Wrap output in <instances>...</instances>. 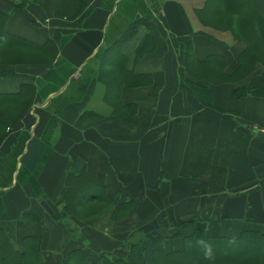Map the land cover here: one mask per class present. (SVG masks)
Wrapping results in <instances>:
<instances>
[{
    "label": "crops",
    "instance_id": "obj_1",
    "mask_svg": "<svg viewBox=\"0 0 264 264\" xmlns=\"http://www.w3.org/2000/svg\"><path fill=\"white\" fill-rule=\"evenodd\" d=\"M84 1L89 13L69 19L55 16L57 0L21 8L0 0L9 32L38 45L58 39L51 65H0L11 71L0 75V94L35 91L0 144V229L19 244L47 235L48 264L81 243L105 256L97 264H113L137 229L163 239L167 253L196 230L264 233V137L255 132L264 131V45L250 42L246 54L249 41L237 40L208 0ZM255 2L264 18V0ZM138 19L119 48L123 65L104 67L113 73L101 78L107 49ZM109 79L139 82L120 87L111 105ZM69 174H87L92 188L131 204L111 232L83 222L95 202L72 216L80 244L71 242L60 197Z\"/></svg>",
    "mask_w": 264,
    "mask_h": 264
},
{
    "label": "trees",
    "instance_id": "obj_2",
    "mask_svg": "<svg viewBox=\"0 0 264 264\" xmlns=\"http://www.w3.org/2000/svg\"><path fill=\"white\" fill-rule=\"evenodd\" d=\"M16 8L23 6L24 0H12ZM39 4L42 0H31ZM255 0H208L205 7L212 6L213 12L226 14L227 19H222L232 34L239 40L240 38L249 41V52L251 53L250 42H254L257 51L262 52L264 45V18L256 6ZM258 10V11H257ZM89 13V8L84 0H57L54 11L55 16H67L75 19L78 16L85 17ZM9 14L0 8V65L10 64H48L51 65L53 57L57 53L58 39L53 38L46 44H35L19 35H15L7 30ZM217 18V22H223ZM143 20H135L130 24L127 31L117 39L106 51L100 67V77L107 78L113 73L112 70L103 71L104 67L110 65L122 66L119 60L123 59L119 48L129 37L133 36L137 27ZM37 24V23H36ZM247 48V49H248ZM256 58V57H255ZM261 58V56H260ZM249 68L243 66L237 69V75L246 74ZM236 72L234 75H236ZM11 73L0 67V75ZM239 74V75H240ZM139 81L126 79L112 83L106 80L105 101L112 105V96L118 94L119 88L124 85H134ZM198 83H188L190 91L200 89ZM35 94L32 86H23L20 92L0 94V144L3 142L8 129L20 119L22 114L31 105ZM114 109H116L114 107ZM93 181L87 174H69L65 187L61 193L64 201L62 208V218L65 228L69 232L71 242L80 240L78 226L72 221V216H85V210L89 204L98 202L99 209L95 210L90 217L82 218L88 225L98 226L100 230L111 232V223L128 213L131 208L130 203L117 205L113 200L107 198L102 190L92 188ZM103 215V216H102ZM102 216V217H101ZM106 220L104 221V219ZM109 218V220H108ZM99 222V223H98ZM105 222V223H104ZM181 228L186 223L181 224ZM182 230V229H181ZM181 234V232L179 233ZM47 236V235H46ZM46 236L38 237L29 235L23 238L21 244L17 243L10 234L0 229V264H48L44 258L52 246ZM138 236V237H137ZM48 237V236H47ZM203 238L211 243L215 257L213 260L205 259L202 250L197 246V241ZM184 247L181 250L166 252L163 239H155L144 229L133 231L127 238L124 247L127 249L126 256H115L112 258L113 264H264V233L255 230H243L238 236H209L205 231L196 230L192 234L184 236ZM234 242L229 244V240ZM67 245L64 244V249ZM63 249V250H64ZM198 253V254H197ZM57 259L55 264H97L105 256L86 243H81L73 249L65 251Z\"/></svg>",
    "mask_w": 264,
    "mask_h": 264
},
{
    "label": "clouds",
    "instance_id": "obj_3",
    "mask_svg": "<svg viewBox=\"0 0 264 264\" xmlns=\"http://www.w3.org/2000/svg\"><path fill=\"white\" fill-rule=\"evenodd\" d=\"M233 240H229L228 243L231 244L233 243ZM197 246H199L201 248V250L203 251L204 257L205 259L208 260H213L215 257V253H214V249L211 245L210 242L204 240L203 238L199 239L197 241Z\"/></svg>",
    "mask_w": 264,
    "mask_h": 264
},
{
    "label": "water",
    "instance_id": "obj_4",
    "mask_svg": "<svg viewBox=\"0 0 264 264\" xmlns=\"http://www.w3.org/2000/svg\"><path fill=\"white\" fill-rule=\"evenodd\" d=\"M255 132L259 135V136H261V137H264V131H258V130H255Z\"/></svg>",
    "mask_w": 264,
    "mask_h": 264
},
{
    "label": "rangeland",
    "instance_id": "obj_5",
    "mask_svg": "<svg viewBox=\"0 0 264 264\" xmlns=\"http://www.w3.org/2000/svg\"><path fill=\"white\" fill-rule=\"evenodd\" d=\"M138 237V236H137ZM201 253H203V251L201 252ZM198 254V253H197ZM194 264V263H193Z\"/></svg>",
    "mask_w": 264,
    "mask_h": 264
}]
</instances>
